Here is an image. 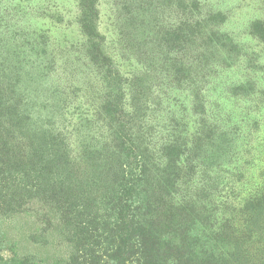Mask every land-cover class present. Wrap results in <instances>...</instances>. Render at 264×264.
Instances as JSON below:
<instances>
[{"label":"rangeland","instance_id":"obj_1","mask_svg":"<svg viewBox=\"0 0 264 264\" xmlns=\"http://www.w3.org/2000/svg\"><path fill=\"white\" fill-rule=\"evenodd\" d=\"M0 99L25 148L66 146L72 162L51 180L97 186V235L115 221L98 160L113 133L160 158L182 132L183 193L218 234L204 243L211 264H264V0H0ZM0 209V264H59L74 244L39 199Z\"/></svg>","mask_w":264,"mask_h":264},{"label":"trees","instance_id":"obj_2","mask_svg":"<svg viewBox=\"0 0 264 264\" xmlns=\"http://www.w3.org/2000/svg\"><path fill=\"white\" fill-rule=\"evenodd\" d=\"M92 11L90 5L83 15L90 20ZM84 26L85 32L93 36V25L87 22ZM182 27L186 26L181 25L175 34L184 37ZM192 28H199L197 21ZM181 40L176 39L186 43ZM13 117L12 107L0 108V207L4 213H15L35 199L52 206L57 222L62 223L74 243L59 264L212 263L203 248L205 241L218 237L209 225L213 216L208 215L205 207H195L196 202L183 193L192 178V169L188 167L182 172L179 167L188 143L182 132L169 144H163L160 158L149 153L139 137L113 133L112 152L104 154L105 159L99 155L98 160L102 159L105 171L101 172L102 192H110L108 202L115 221L97 235L98 223L92 213L86 212L87 204L95 200L92 195L97 194V186L92 188L88 184L84 188L79 173L70 176L74 172H68L60 182L51 180L52 176L64 173L72 162L67 159L66 146L51 138L47 154L44 146L30 149L31 144L25 148L16 137L22 121L13 123ZM121 157L124 163L118 162ZM185 162L188 157L182 158L183 165ZM17 264L34 263L23 258Z\"/></svg>","mask_w":264,"mask_h":264}]
</instances>
